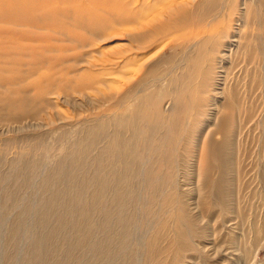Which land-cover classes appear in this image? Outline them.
Returning a JSON list of instances; mask_svg holds the SVG:
<instances>
[{"label":"rangeland","instance_id":"1","mask_svg":"<svg viewBox=\"0 0 264 264\" xmlns=\"http://www.w3.org/2000/svg\"><path fill=\"white\" fill-rule=\"evenodd\" d=\"M147 1L157 2L166 10H169L171 2L176 1L193 15L196 5L202 0ZM215 1L218 8L213 13V25L206 26L207 22L203 25L204 29L214 28L215 37L202 42L205 48L217 46L219 49L217 62L213 63L216 66L213 80L216 87L208 94L206 90L210 87L200 75L191 86L198 95L187 98L189 103L186 106L192 119L186 120L180 142L174 145L173 159L175 155L178 162L170 163L154 175L152 185L157 189L153 195L164 206L157 210L158 220L167 209L169 215L179 216L178 202H184L188 210H193L192 216L199 219L198 227L173 219L172 229L189 234L187 239L191 244V252L187 254L190 259L173 264H264V131L259 126L264 124V88L257 90L258 71L254 66L259 59L264 73V56L259 57V49L252 48V45H257L255 38L264 20V0ZM67 6H72L74 12H65ZM108 6L112 7L110 11L102 10L99 1L59 2L51 9L57 10L60 21L41 31L31 29L26 39L18 35L10 37L20 40L25 49L38 52L33 54V58L25 57L42 65L30 82L40 81L47 94L54 96L47 99L54 104L39 102L37 108L44 112L37 121L0 125V264H131L129 254L133 252L137 264L138 254H141L137 251L143 250L150 236V230L145 227L147 213L144 204L148 203V190L144 189V184H151V180L145 173L149 165L145 160L140 165V178L137 175L138 180L134 181L131 189L141 190V207L136 216L138 223L135 222L133 228L129 218L119 216L118 212L109 220L99 216L100 213L83 217L81 204L70 202L73 188L66 182V175L63 174L60 180L54 178L70 160L64 162L70 158L71 152L84 148L85 143L81 142L83 133H99L102 113L114 112L118 98L133 94V89L136 95L141 88L143 93L151 95L152 90L159 92L167 87V81L158 80L166 75L164 68L151 71L150 67L161 64V59L167 57L175 46L166 47L167 40L155 48H139L133 34L138 27L121 28L116 23V6ZM249 7L255 8L259 20L252 22L253 19L247 16ZM4 33H0V47L15 49L11 42H7ZM216 39H220L219 43H215ZM234 39L239 41L240 49L236 42H232ZM248 52L253 53L254 63L250 64L248 58H244ZM133 58L137 59L134 65L133 61L129 62ZM30 87L27 96L39 99L38 91ZM234 87L245 101L242 120L237 115L234 123L240 121L246 127L245 117L250 112L254 115L253 120L245 130L241 132L239 128L233 134L234 169L229 170L230 181L225 179L228 186L221 191L216 186L205 191L201 176L205 151L202 150L203 142L209 138L214 143L223 141L222 135L213 133ZM105 97L117 99L105 108L102 105ZM166 109L169 110V104ZM193 126H196L195 131L199 126L204 131L197 149H194L197 144L191 142ZM103 146L101 138L97 139V145L91 144L86 173L76 174L77 184H91L98 176L102 179V158L99 157ZM219 176L222 173H213V178ZM239 183L241 186L238 188ZM222 193L224 196L218 199ZM239 200L247 215L244 224L238 219ZM229 202L233 210L229 208ZM109 204V199L104 200L102 211L105 214ZM134 206L137 205L133 202V210ZM206 210L210 211L209 215L204 214ZM186 214L189 222L190 218H195ZM87 218L93 222V226H89L92 236L90 234L88 238L89 245L82 249L78 244L83 240L81 228L86 229L83 221ZM200 227L208 228V232L197 233L195 230H200ZM94 245L98 250L92 251Z\"/></svg>","mask_w":264,"mask_h":264},{"label":"bare ground","instance_id":"2","mask_svg":"<svg viewBox=\"0 0 264 264\" xmlns=\"http://www.w3.org/2000/svg\"><path fill=\"white\" fill-rule=\"evenodd\" d=\"M71 1L0 0V33L5 32L4 35L7 37V42H11L15 48L2 49V46L0 47V125L10 126L30 120L32 122L37 121L44 112V110L37 108L38 103L44 102L46 105L51 106L54 104L47 100L48 97L54 96H49V92L47 94L45 87L40 81L33 80L30 82L39 72L42 65L37 60L29 61L25 57L33 58V54L38 52L36 49H25L20 40L10 37L18 35L22 39H26L25 36L30 33L31 29L41 31L47 26L55 24L56 21L60 20L57 10L51 9L52 6L59 2L69 4ZM92 1H99L102 4V10L105 11L111 10L112 7L110 6L111 8H109V4L116 6V23L121 28L138 27L133 34L139 48H155L167 40L166 47L169 45L175 46L167 57L161 59V64H152L153 66L150 67L151 71L155 68L160 70L164 68L166 75L160 76L158 80L167 81V87L159 92L154 89L150 92L151 95L143 93V88L139 91L136 88L138 95L135 94L136 92L133 89V94H124L118 98L114 112L102 113V125L99 133L92 134L89 131L83 133L81 142L82 144L85 143L84 148L72 151L70 158L65 159L64 162L68 159L70 160L57 172L54 178L60 180L63 178V174L66 175L64 177L67 178L66 182L72 184L71 188H73L71 194L73 198L70 202L81 204L83 207L81 213H84L83 217L85 215L91 217L93 214L100 213L99 216L109 220L114 213L118 212L119 216L129 218L130 225L133 228L135 222L138 223L136 216L138 209L141 207L139 206L141 204V190L132 191L131 189L134 181L140 178L138 175L140 165L144 163L142 160H145V163L149 164L145 173H148L147 175L151 180V184L149 182L144 184V189L148 190V203L144 204L147 213L145 227L150 230V236L145 241L143 250L138 249L137 251L141 253L138 254L139 261L137 260V264L185 262L190 259V256L187 255L191 252V244L187 239L189 234L181 232L180 229L178 231L172 229V223H175L173 219L177 218L179 222L183 220V224L187 222L192 227L199 226V219L192 216L193 210H188L184 202L183 204L178 202L177 209L179 212L177 213H180L179 216L169 215V210L167 209L168 212L166 210V214L162 217L159 216L158 220L157 210H162L164 206L154 198L153 194L157 187H153L152 183L156 173L164 169V167H168L170 163L177 164L178 162L175 155L174 159L176 161L173 159L174 145L180 142L186 120L192 119V116L188 114L189 108L186 106L189 103L187 98H194V96L198 95L191 86L200 75L206 80V85L210 87V89L206 90L208 94L212 92V88L216 87L213 84L216 76L214 72L216 66L214 67L213 63L217 62L219 49H217V46L214 48L210 46L211 49L205 48L203 42L207 38H214L215 36L213 34L214 28H211L212 30L204 29L203 25L205 22L208 23L206 26L210 25L211 27L213 25L211 24L212 19L215 17L213 13L217 11L218 4L215 0H202L196 5L195 12L192 15L188 8L182 7L176 1L169 4V10H166L165 7H162L157 2L149 3L147 0ZM65 12L71 14L74 12V8L67 6ZM246 14H249L247 16L253 19L251 20L252 22L257 18L258 20L260 19L259 15L256 16L255 8L249 7ZM243 19H246V16L243 15ZM244 23L245 25L247 24L246 22ZM5 27L9 29L3 30ZM203 39L204 41L202 42ZM255 39L257 40V45H252V48L260 50H258L260 53L259 57L261 55L264 56V52L261 50L264 49V20H262L260 26V33ZM219 40L216 39L215 43H219ZM232 42H236V47L239 46L240 49L238 40L234 39ZM239 49L235 52L236 54ZM244 58H248L250 64L254 63L252 52L245 53ZM221 59L224 60L225 58ZM258 60L254 63L255 69L258 71L257 90L264 88V73H262L261 63ZM130 61H133L134 65L137 59L133 58ZM25 66H30V68H24ZM187 66L189 68L185 69ZM176 69L185 70L180 72L176 71ZM230 75L231 72L227 77L229 78ZM153 82L155 85L157 84L155 81ZM30 86H33L38 91L37 96H40L39 99L27 96L30 93ZM189 89H191V93ZM236 89L237 87H234L230 99L223 106L224 114L221 115L213 133V135H222L223 141L214 143L209 138L203 142L202 150L204 149L205 151L203 150L204 153L202 151L204 167L201 176L202 180H204L203 187L205 191L214 186L221 191L228 186L227 183L230 181V178H228L230 176L229 170L234 169L235 145H233V134L239 128H241V132L245 130L253 120L252 117L254 115L250 112L249 116L245 117L246 127H243L240 121L234 123L237 120V115L239 120H242V108L244 110L245 105V101H243ZM121 93L122 91H120V95ZM66 97L70 98V95ZM116 99L105 97L102 99V105L105 107ZM209 100L210 98L207 101L209 102ZM168 104L169 110L166 109ZM259 126L264 131V124L260 123ZM194 127L196 126H193L191 142L192 144L194 142L197 144L196 148H194L197 149L200 146L204 131H202L201 126L196 131ZM241 135L242 133H240ZM98 138L102 139V146L104 145L102 154L99 157L102 158V179L98 176L91 184L86 182L85 185L81 186V184L75 182V178L78 176L76 174L78 172L86 173L91 144L94 142V145H97ZM151 152L153 153L151 154ZM155 163H157L156 171L153 172ZM215 171L222 173V176L213 178ZM240 186L241 183H239L238 188ZM221 195L224 196V193L220 194L218 199H220ZM108 199L110 202L108 205L109 210L105 214L102 211V207L104 206V200ZM133 202L137 205L136 207L134 206V210ZM238 202V219L244 224L247 222L245 221L247 215L244 212V207L241 206V201L239 200ZM230 204L229 202V208L233 210ZM127 210H131V213H127ZM208 212L210 211L206 210L204 214L209 215ZM186 213L195 218H190L189 222ZM206 217L208 216L204 218ZM122 222L125 221L122 220ZM206 223L204 220V224L207 226L208 224ZM85 225L87 226L86 229L81 228V233L85 237L82 235L83 240L78 244L82 249L89 245L90 239L88 240V238L91 234L89 226H93V222L88 220V218L87 220L84 219L83 227ZM203 228L205 227H200V230L196 229L195 231L197 233L201 232V234L208 232V228ZM76 231L80 232V229L76 227ZM126 234H128L127 231ZM97 247V245H94L92 251L98 250ZM129 257L130 263L135 264L137 257L134 252L133 254L130 253ZM165 259L169 261H165ZM126 261L129 263L128 260ZM160 261H163V263H160Z\"/></svg>","mask_w":264,"mask_h":264}]
</instances>
